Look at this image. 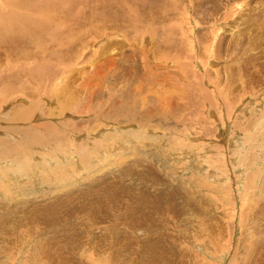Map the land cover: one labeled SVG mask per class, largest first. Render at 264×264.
<instances>
[{"label":"bare ground","instance_id":"6f19581e","mask_svg":"<svg viewBox=\"0 0 264 264\" xmlns=\"http://www.w3.org/2000/svg\"><path fill=\"white\" fill-rule=\"evenodd\" d=\"M80 2L44 0L46 14L37 11L38 19L43 22L59 19L62 15L60 11H74ZM112 4L119 6L120 9L117 10L120 13H130L126 0H113ZM95 10L101 12L99 8ZM228 12L232 16V11ZM77 14L72 16V22L79 24L78 28H81V20ZM28 17V12L24 11V24L29 21ZM253 19H249V27ZM35 24L38 25L37 19ZM261 24L263 37L253 41L252 45L262 46L260 52L263 60L249 58L243 64L230 66L229 73L226 66L224 68L226 74L235 73L240 68V79L246 85L247 92H253L254 84L264 81V22ZM86 33L87 31H82L79 35ZM144 38L145 35L141 37V42L149 41ZM228 40L232 42V39ZM238 40L240 38L234 40V43L238 44ZM56 41L60 44V40ZM41 42L44 41L39 35L22 36L15 28L7 27L5 32L0 31V54H3L1 49H5V57H8L5 59L3 55L0 64L4 62L3 57L6 61L11 60V65L19 57L4 46L23 47ZM201 42L203 48L207 47L205 38ZM57 43H51L53 45L48 47L53 48ZM247 44L249 46L246 45V48H249L251 41ZM221 53L218 50L216 62L224 59ZM125 59L131 60L130 57ZM191 59L197 60L198 54ZM229 60L233 61L232 58ZM108 61L109 66L100 64L89 68L104 74L108 67L114 68L120 62L110 59ZM167 61L173 62L171 71L159 67L160 70L154 73L149 65H145L150 70V73L145 74L150 81L148 85L158 84L165 88L169 86L173 90L187 85V77L190 76L188 69L186 68L187 73L184 75L175 70L186 61L183 63L175 55H169ZM168 65L170 67L169 63ZM7 67H3L1 74ZM48 71L53 72L52 69ZM133 75L135 74L124 73L123 88L119 92L120 100L113 96V103L105 111L107 117L118 120L125 128L120 138L107 133L103 127L99 133L94 134L95 129L88 127L91 123L88 118H67L68 103L62 101L51 100L52 104H59L60 112H48L46 117L50 119L37 125H24L34 116L31 108L25 104L14 107V110L10 108L6 112H0V264H95V258L103 264H120V260H124L125 264H131V261H138V264H191L192 255L197 252L196 248L206 251L210 257L214 252L227 250L226 255L230 257L227 264H264V203L250 202L244 214L246 220L240 224L237 222L242 229L239 234L235 222L232 221L235 213L226 206L234 204L227 197H223L219 186L225 175L233 182L232 175L228 172L225 174L220 167L214 168L209 172L210 176H207L213 181H204L202 177L197 181L190 178L194 181L192 184L196 182V187H191L193 190H183L184 184L186 186L191 181H178L177 171L173 174L174 179L171 175H163L162 172L160 174V170L148 159L153 156L149 155L146 148L155 147L156 157L160 160L163 158L164 149H173L172 136L169 135L170 131L167 133L168 122L174 121L173 128H176L177 120L184 124L190 121L189 125L196 131V140L202 141L199 136L200 128H205L208 121L202 116L206 125L199 118L193 122L185 113V109H188L197 114L201 101H193L191 93L185 91L180 96H174L171 91L163 97L161 91H158L155 100H147L145 88L139 89V96L138 90H135L137 87L134 90L124 87L135 82ZM15 77L19 78L18 86L26 84L21 81L29 79L23 75ZM137 81L140 83V80ZM208 81H213L217 88L233 83L230 80L219 85L222 82L219 77H213L209 71L205 72L200 76V82L206 85L203 91L208 99H212L215 91L214 87L210 88L213 85H207ZM132 96L140 98V104L135 99L132 100ZM199 98L200 96L194 97L195 100ZM182 99H185L184 103L180 102ZM5 101L6 99L0 100V106ZM149 101V108L142 112ZM224 101L229 102V98ZM131 109L135 111L131 112ZM248 110L251 107H246L241 112ZM153 119L159 121L156 129L162 128L164 139L144 134V126L148 127ZM111 127L115 128L113 125ZM233 127L238 128L237 124ZM217 129L214 128L210 135L216 136ZM243 131L250 132L249 125ZM157 145H162L163 149H157ZM263 145L264 139H261L260 146ZM196 147H192L190 154L197 155ZM180 148L187 149L188 146L183 145ZM250 154H256L252 148L245 155ZM63 158H67V161H63ZM259 160L264 162V157ZM2 163L9 165L3 166ZM257 163L256 160L248 162L249 170ZM99 165L105 168L101 169ZM211 167L212 164L209 163L205 170ZM247 179L246 191L248 188L254 189L251 198L264 200V166L255 168L248 174ZM150 180V187L143 189L144 184ZM38 182L40 186H36ZM245 210L246 206L243 205L241 212ZM192 242L203 247L189 246ZM92 247L93 250H90ZM20 254L21 260L17 258Z\"/></svg>","mask_w":264,"mask_h":264},{"label":"rangeland","instance_id":"374dc122","mask_svg":"<svg viewBox=\"0 0 264 264\" xmlns=\"http://www.w3.org/2000/svg\"><path fill=\"white\" fill-rule=\"evenodd\" d=\"M78 1L81 2L74 11L64 10L63 13L62 10L60 11L61 18L43 22L38 19L37 11L46 14L47 6L44 0H0L1 32H5L7 27L15 28L16 32L22 36L25 34L39 35L44 41L33 45L26 43L29 46L23 47L4 46L19 56L12 65L11 60H5L8 57H5V49H1L3 54H0V58L4 55L5 59L3 57L2 61L4 60L6 64L4 62L0 64V100L6 99V101L1 103L0 112H6L10 108L14 110V107L25 104L26 107L31 108L35 117L33 116L24 125H37L50 119L46 117L48 112H60L59 104H52L51 100L62 101L68 103L67 112L69 115L67 118L72 119V116L79 120L88 118L94 125L85 123L89 125L88 127L95 129L94 134L99 133L103 127L107 133L120 138L123 136L125 128L118 120L107 117L105 111L113 103V96L118 101L120 100L119 92L123 88L122 80L125 72L134 73L133 76L136 80L124 87L132 90L137 87L135 90H138L139 96H141L139 89L145 88L146 94H148L147 100H155L158 97V93H156L158 91L159 93L161 91L162 97L170 94L171 91L174 96H180L184 93L183 91L190 92L193 101H201L200 110L195 114L185 109L186 115L191 117L193 122L199 118L205 123L202 116L208 121L207 125L205 123V128H200L199 136L202 141L196 140V131L189 125L190 121H186L184 124L177 120L176 128H173L174 121L168 122L167 133L170 131L169 135L172 136L173 149L171 151H167V148L164 149L163 158L160 160L156 157L155 147L146 148L149 155L153 156L148 159L152 160L156 169L160 170L158 171L160 174L162 172L163 175H171L174 179L173 174L177 171L178 181L189 182L190 178L197 181L202 177L204 181L206 179L207 182H211L213 180L207 177L210 176L209 172L219 167L225 174L228 172L230 176L232 175L233 182L225 175V178L219 182V186L223 197H227L234 204L232 206L226 204V206L235 213L232 216V221L235 222L236 231L240 234L242 229L237 225V222L240 224L246 220L244 214L250 202L253 204L264 203V200L251 198L253 188H248L246 191L248 174H251L255 168L264 166V162L259 160L264 157V145L260 146L261 139H264V81L254 84L253 92H247L246 85L240 79V68L232 74H226L224 68L226 66L229 73L230 66L243 64L249 58L263 60L260 52L262 46L252 44L256 39L263 37L260 28L261 23L264 22V0H126L130 8L128 15H124L123 11L121 14L117 10L120 9L119 6L112 4L113 0ZM247 3L249 4L247 5ZM95 8H99L101 12H97ZM228 10L232 11V16ZM24 11L29 14V21L25 24L22 18ZM75 13L79 14L77 16L81 20V28H78L79 24L72 22V16ZM250 18L251 20L255 19H253L251 27L248 26ZM35 19L38 20V25L35 24ZM215 24L219 27H215ZM212 25L214 26L211 29ZM210 30L211 32H209ZM82 31H87V33L79 35ZM206 31L208 33H205ZM143 35H145L144 39H149L148 42H141ZM204 38L208 44L203 48L201 39L204 40ZM239 38L240 40L236 42L238 44H235L234 40ZM228 39H232V42ZM56 40H60V44ZM250 41L252 46L246 48ZM55 42L57 45H54L53 48L48 47ZM203 49H207L208 52ZM218 50H221V55L224 57L222 62H216L215 56ZM196 53L198 59L192 60L191 58ZM169 55L177 56V59L180 58L183 63L186 61L182 65L183 68L180 65L179 69L175 70L180 75H184L188 69L187 72H190V76L187 77L188 84L184 87L174 88V90L169 86L165 88L158 84L148 85L150 81L145 74L150 73V70L145 65H149L154 73L160 70L159 67L171 71L173 62L167 61ZM125 57H130L131 60L126 61ZM229 58H232L233 61ZM108 59L120 62L114 68L108 67L104 74L89 68L97 67L100 64L109 66ZM1 65L4 68L7 65L11 66L1 74L4 69ZM132 66L135 68H131ZM48 69H52L53 72H49ZM54 70H56L55 73ZM85 71L87 72L82 73ZM207 71L213 77L220 78L222 82L219 85L230 80L233 83L217 88L213 81H208L207 85H213L210 88H215L212 99H208L203 91V87L206 85H202L200 82V76ZM76 72L80 75H77ZM17 75L27 76L29 79L21 81L26 84L18 86L19 78L15 77ZM137 80H140V83ZM15 84L17 85L15 86ZM195 96H200V98L195 100ZM131 98L140 104V98L134 96ZM227 98H229V102L224 101ZM184 100L182 99L180 102L184 103ZM150 102L144 105L142 112L149 108ZM246 107H251V110L241 112ZM45 110L46 113H44ZM134 111L131 109V112ZM247 120L250 122L248 123ZM157 121L153 119L148 123V127L144 126V131H146L144 134L164 139L162 128L156 129L159 125V121ZM234 124H237L238 128H234ZM112 125L115 128H112ZM248 125L251 131L244 132L243 128ZM136 127H138L137 121ZM214 128H218L216 136L210 135ZM83 134L86 133L83 131ZM183 134L186 137H181ZM183 145L188 148H180ZM192 147H196L197 155L195 156L190 154ZM250 148L256 154L245 155ZM157 149H163L162 145H157ZM66 159L63 158V161L66 162ZM232 160L235 161L232 162ZM252 160H256L258 163L249 170L247 163ZM209 163L212 164V167L205 170ZM2 164L3 166L9 165L8 163ZM101 167V169L105 168ZM193 182L187 183L186 186L184 184L183 190H187V188L193 190L196 187V182L192 184ZM40 185L39 182L36 184V186ZM140 185L141 182H139ZM150 185L151 180L144 184L143 189L149 188ZM243 205L246 206V210L241 212ZM189 246L203 247L196 242H192ZM90 250H93V247ZM200 250L196 248L197 252L192 255L191 264H203V262L227 264L230 258L226 255L227 250L222 249L217 251L218 253L214 252L211 257L206 254V251ZM224 252L225 254H223ZM21 254L23 255V253ZM21 254L17 257L19 260H21ZM125 263L124 260L123 262L120 260V264ZM138 263V261H131V264ZM95 264L103 263L95 258Z\"/></svg>","mask_w":264,"mask_h":264}]
</instances>
